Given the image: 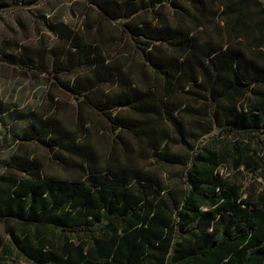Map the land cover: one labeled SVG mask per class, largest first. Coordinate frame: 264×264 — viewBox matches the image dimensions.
I'll use <instances>...</instances> for the list:
<instances>
[{"label": "trees", "instance_id": "1", "mask_svg": "<svg viewBox=\"0 0 264 264\" xmlns=\"http://www.w3.org/2000/svg\"><path fill=\"white\" fill-rule=\"evenodd\" d=\"M81 1L82 28L46 22L62 44L0 54L49 74L78 105L74 119L56 105L0 101L1 114L25 124L0 173V264H264V150L245 141L264 135V2ZM86 109L107 123L106 160L87 139ZM38 148L67 175L50 174ZM228 162L258 175L261 189L224 176ZM160 166L181 167V184L165 183Z\"/></svg>", "mask_w": 264, "mask_h": 264}, {"label": "rangeland", "instance_id": "2", "mask_svg": "<svg viewBox=\"0 0 264 264\" xmlns=\"http://www.w3.org/2000/svg\"><path fill=\"white\" fill-rule=\"evenodd\" d=\"M35 1L29 4L0 8V54L5 56L10 53L18 54L19 44H26L32 41H39L48 47L62 43L54 33L48 30L46 26L47 20L50 22L65 21L76 28H82L87 8L81 0ZM91 13V20L96 24L99 21L98 14L95 10L91 11ZM100 27L104 32H111L118 36L121 34L119 29L116 30L111 25L103 23L100 24ZM128 51L133 53L129 46ZM128 58L129 60H139L138 55L134 53L128 55ZM48 77V74L36 77L34 74L22 71L16 65L0 61V101L11 109L18 110L35 109L38 106L51 109L56 105L60 107L61 113L66 116L74 115L75 119L77 103L67 95L54 89ZM50 92L53 95V100L49 96ZM85 114L89 128L91 127L87 139L94 146L99 158L102 161L106 160L112 148V139L107 123L88 109L85 110ZM12 118L13 116L9 114L0 113V173L5 169V160L17 148L15 143L17 135L25 127L24 123L13 122ZM122 134L129 141L135 152H138L143 147V142L125 133ZM232 139V137H227L225 140L229 142ZM245 141H250L249 143L252 146L264 150V135L254 138L248 137ZM206 142L214 147L221 145L220 141L216 140H207ZM168 150L170 152L184 153L183 147L175 143H170ZM116 152L122 153V147L116 146ZM37 154L50 174L67 175L66 172H62L61 168L51 161L49 154L45 150L38 148ZM220 170L224 176L238 184L244 192L259 190L263 186V180L258 175L248 172L244 166L236 169L228 162ZM183 171L178 166L158 167V172L163 175L167 184L170 182L181 184ZM2 233L0 227L1 236L3 235ZM3 237L6 238L5 235ZM18 261L23 264H30L23 258Z\"/></svg>", "mask_w": 264, "mask_h": 264}, {"label": "crops", "instance_id": "3", "mask_svg": "<svg viewBox=\"0 0 264 264\" xmlns=\"http://www.w3.org/2000/svg\"><path fill=\"white\" fill-rule=\"evenodd\" d=\"M262 1L264 2V0H262ZM85 13H86V12H85ZM61 44H62V43H61ZM61 44H60V45H61ZM138 73H139V72H138ZM138 73H134V72H132V74H133L134 76H136V77H138V75H137ZM45 75H46V74H45ZM45 75H43V76H45ZM48 75H49V74H48ZM40 77H41V76H40ZM65 78H69V76H65ZM48 79H49V81H50V83H51L50 75H49ZM51 86H52L54 89H56V88L52 85V83H51ZM56 90L59 91L58 89H56ZM60 92H61V91H60ZM61 93H62V92H61ZM62 94H63V93H62ZM49 96H53L51 92L49 93Z\"/></svg>", "mask_w": 264, "mask_h": 264}]
</instances>
